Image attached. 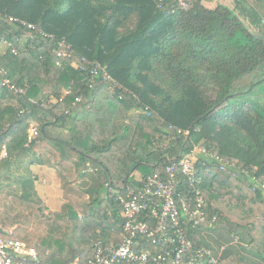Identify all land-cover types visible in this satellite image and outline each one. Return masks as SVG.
Wrapping results in <instances>:
<instances>
[{"label":"trees","instance_id":"16d2710c","mask_svg":"<svg viewBox=\"0 0 264 264\" xmlns=\"http://www.w3.org/2000/svg\"><path fill=\"white\" fill-rule=\"evenodd\" d=\"M177 2L159 9L155 0H0V45H9L0 54V225L36 249L41 264H86L98 243L122 242L115 192L140 190L155 173L168 178L169 166L192 209L197 195L178 166L200 146L236 167L224 172L201 153L193 160L204 220L187 224L186 259L210 247L206 233L226 231L246 253H226L216 264H264V93H257L264 79L234 91L264 65V39L228 7L207 4L213 0ZM235 2L264 34V0ZM67 46L72 56H59ZM95 64L109 80L90 84ZM5 78L26 94L2 87ZM119 106L141 112L129 147L110 129ZM31 121L38 135L27 146ZM34 164L59 166L60 212L44 214ZM90 168L100 181L85 192L76 183ZM164 246L149 247L158 254Z\"/></svg>","mask_w":264,"mask_h":264},{"label":"built area","instance_id":"2783aa9c","mask_svg":"<svg viewBox=\"0 0 264 264\" xmlns=\"http://www.w3.org/2000/svg\"><path fill=\"white\" fill-rule=\"evenodd\" d=\"M159 9L164 8L167 0H155ZM179 6H188V0H178ZM18 21V20H16ZM22 24L26 25L25 22ZM30 29L35 26L28 25ZM61 42L59 46H63ZM71 57L72 52L67 46L66 50L59 53V56ZM81 70L85 69L79 67ZM4 70L0 68V73ZM109 80L108 72L95 64L88 72L90 84H94L98 78ZM1 86L17 94L24 96L26 90L17 87L9 79L5 78ZM70 91L66 90L65 94ZM81 100V97L77 99ZM38 128H34L29 137L27 146L37 137ZM198 153L204 154L210 160L219 165L224 172L235 168L236 164L226 161L220 154L211 152L204 146L192 150L180 163L181 172L189 179L193 187V195L197 204L191 208V198L178 193L180 180L176 177V166H169L166 172L168 178H164L158 173L148 176L145 180H140L143 187L140 190L128 187L125 193L115 192L116 199L122 206V216L125 220L122 228L125 237L118 245L111 243L105 246L98 243L93 255L86 264H216L218 259L212 256L208 250L198 252V259L186 257L193 247L192 240L188 233L187 224L196 226L204 220V199L195 187V167L193 160ZM7 154L4 153V157ZM245 173L243 170H239ZM257 185L256 177L253 178ZM264 190V186H262ZM185 214V218H183ZM13 229H5L0 226V264H41L39 253L36 249L28 247L25 243L11 238ZM143 240L147 243H143ZM150 245H166L162 253H155ZM208 255L210 259L206 262L199 261L201 257ZM72 264H81L76 259Z\"/></svg>","mask_w":264,"mask_h":264},{"label":"crops","instance_id":"0c3cea01","mask_svg":"<svg viewBox=\"0 0 264 264\" xmlns=\"http://www.w3.org/2000/svg\"><path fill=\"white\" fill-rule=\"evenodd\" d=\"M9 45L2 43L0 45V54H4ZM56 100H51L49 103H55ZM9 104H15L13 101ZM141 112L138 110H129L124 106H119L114 114V117L110 123V129L114 132L115 137L119 138L120 142L126 146H131L136 132ZM32 128L30 134H32L34 128H37L38 123L31 121ZM5 151L2 152L1 158H4ZM54 164L58 163L51 158ZM59 167V166H57ZM56 166L49 167L41 164H34L31 167L33 177L35 179L36 190L39 197L43 201V210L46 216L52 213L60 212L62 210L64 200V193L61 188V179L58 175V168ZM98 169H88L84 177L81 178L76 185L82 191L92 192V190L99 184V177L97 173ZM135 179L140 180V175L135 172L133 174ZM89 198L88 195H86ZM209 233V232H208ZM233 252V249L230 251Z\"/></svg>","mask_w":264,"mask_h":264},{"label":"rangeland","instance_id":"374dc122","mask_svg":"<svg viewBox=\"0 0 264 264\" xmlns=\"http://www.w3.org/2000/svg\"><path fill=\"white\" fill-rule=\"evenodd\" d=\"M207 4H212L215 6L223 5L228 7L254 36L264 39V34L260 33L258 28L252 23V21L243 13L241 9H239L235 0H213V2ZM262 79H264V65H262L254 73L244 77L239 82H237L234 87V91L236 93L246 92L253 86V84L259 82ZM257 93L258 95L264 93V85L257 89ZM102 193L103 195H106V190H103ZM205 236V241L210 246L207 247L208 251L213 253L218 260L220 259V256L229 253L232 249L233 252L238 251L241 253V255H245L246 253V251H244L242 248L243 244L239 242L236 237L231 236L226 231L209 232L206 233Z\"/></svg>","mask_w":264,"mask_h":264},{"label":"water","instance_id":"95a60500","mask_svg":"<svg viewBox=\"0 0 264 264\" xmlns=\"http://www.w3.org/2000/svg\"><path fill=\"white\" fill-rule=\"evenodd\" d=\"M22 100H26V98H25V97H23V98H22ZM188 134H189V132L187 133V135H188Z\"/></svg>","mask_w":264,"mask_h":264}]
</instances>
